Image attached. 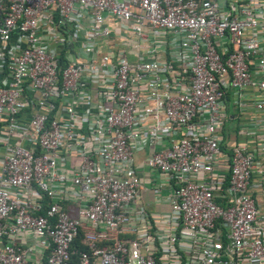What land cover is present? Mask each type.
<instances>
[{
  "label": "built area",
  "instance_id": "1",
  "mask_svg": "<svg viewBox=\"0 0 264 264\" xmlns=\"http://www.w3.org/2000/svg\"><path fill=\"white\" fill-rule=\"evenodd\" d=\"M0 264H264V0H0Z\"/></svg>",
  "mask_w": 264,
  "mask_h": 264
},
{
  "label": "crops",
  "instance_id": "2",
  "mask_svg": "<svg viewBox=\"0 0 264 264\" xmlns=\"http://www.w3.org/2000/svg\"><path fill=\"white\" fill-rule=\"evenodd\" d=\"M145 152L147 153V151H143L140 154H137L138 161L140 160L142 161V157L146 155V154H143ZM141 167H144V166H141ZM143 182H144V185L146 186V189L144 191V200L146 203L150 204L151 212L159 213V212L164 211L167 207L162 198L165 196L166 190L160 189L159 198L155 197L156 193L153 191V188H154L153 185L157 183V174L151 171L150 174L148 173L146 176L143 177Z\"/></svg>",
  "mask_w": 264,
  "mask_h": 264
}]
</instances>
